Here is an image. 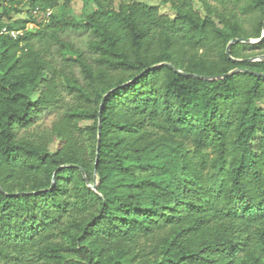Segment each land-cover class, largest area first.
I'll return each instance as SVG.
<instances>
[{
    "label": "trees",
    "instance_id": "16d2710c",
    "mask_svg": "<svg viewBox=\"0 0 264 264\" xmlns=\"http://www.w3.org/2000/svg\"><path fill=\"white\" fill-rule=\"evenodd\" d=\"M74 1L0 0V264H264V0Z\"/></svg>",
    "mask_w": 264,
    "mask_h": 264
},
{
    "label": "rangeland",
    "instance_id": "374dc122",
    "mask_svg": "<svg viewBox=\"0 0 264 264\" xmlns=\"http://www.w3.org/2000/svg\"><path fill=\"white\" fill-rule=\"evenodd\" d=\"M137 1H142V2H146L149 4H153V5H160L161 4V0H137ZM212 4H216V1L214 0H209ZM195 7L199 8V4L195 3ZM70 8L73 10L74 16L75 17H81L83 15V13H89L93 10L94 8V4H93V0H75L71 5ZM160 8L163 12L166 13H171L170 7L168 5H160ZM28 8L25 7L22 12L18 15H14L12 17V21L18 20V19H26L28 18ZM4 21H8L6 18L4 19ZM32 27V25H29V28ZM71 39L78 44L80 47L82 48H86V41H87V37L86 36H82V35H72ZM55 117V112L52 110L46 111V112H42L37 124L43 126V127H49L51 125V122L53 121ZM85 125V124H83Z\"/></svg>",
    "mask_w": 264,
    "mask_h": 264
},
{
    "label": "water",
    "instance_id": "95a60500",
    "mask_svg": "<svg viewBox=\"0 0 264 264\" xmlns=\"http://www.w3.org/2000/svg\"><path fill=\"white\" fill-rule=\"evenodd\" d=\"M264 40V27H263V34H262V36L259 38V39H252V40H250V39H244V38H238V39H233L230 43H229V45L227 46V51H226V53H227V55L228 56H230V47L232 46V45H234V44H236V43H244V44H249V45H253V44H255V43H260V42H262ZM256 60H264V56H259V57H253V59H247V60H245V61H247V62H253V61H256ZM158 66H160V65H156V66H153V67H150V68H148L147 70H145L144 72H142L137 78H139L143 73H145V72H148V71H151V70H153V69H155V68H157ZM175 72H177V73H179V74H182V75H186L185 73H183V72H181V71H179V70H177L176 68H174L172 65H169ZM240 71H244V72H248V73H250V74H255V75H257V76H260V77H264V73H261V72H255V71H253V72H251V71H247V70H237V71H231V72H229V73H227V74H224V75H222V77H226V76H230V75H233V74H235V73H237V72H240ZM186 76H194V77H196V75H193V74H190V75H186ZM221 77V78H222ZM136 78V79H137ZM200 78H204V79H207V80H211V79H213V78H211V77H200ZM126 85V84H125ZM124 85H122V86H120L119 88H121V87H123ZM117 89V88H116ZM116 89H113L112 91H114V90H116ZM99 129H100V125H99ZM99 142H100V133H99V135H98V146H99ZM97 146V147H98ZM99 148V147H98ZM97 158H98V156H97ZM96 158V159H97ZM97 188V186H96V184L93 186V189H96Z\"/></svg>",
    "mask_w": 264,
    "mask_h": 264
},
{
    "label": "built area",
    "instance_id": "2783aa9c",
    "mask_svg": "<svg viewBox=\"0 0 264 264\" xmlns=\"http://www.w3.org/2000/svg\"><path fill=\"white\" fill-rule=\"evenodd\" d=\"M34 13L36 14L37 11H35ZM51 14L52 11L48 10L46 12V18L49 19ZM23 34H24L23 30H10L7 27L2 28L0 31V35H8L13 39H17L18 37L23 36Z\"/></svg>",
    "mask_w": 264,
    "mask_h": 264
}]
</instances>
